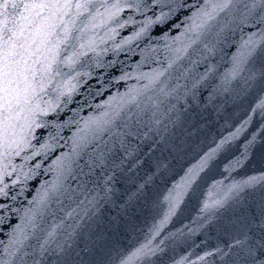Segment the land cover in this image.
I'll list each match as a JSON object with an SVG mask.
<instances>
[{"label": "snow or ice", "instance_id": "1", "mask_svg": "<svg viewBox=\"0 0 264 264\" xmlns=\"http://www.w3.org/2000/svg\"><path fill=\"white\" fill-rule=\"evenodd\" d=\"M151 2L153 5L163 4L168 11L161 10L154 20L148 17L144 26L122 44L139 39L153 24L165 25L172 15L179 18L181 10L188 9L191 14L186 16V22H172L168 26L169 31L181 26L184 31L164 45L166 55L162 61H156L158 67L136 77L137 81L145 83L130 88L127 93H119V100L109 97L103 104H97L99 114L85 118L83 126L73 132L71 151L58 155L47 169L56 174V179L46 181L37 196L28 202L31 207L24 211L21 223L12 229L9 243L0 242V264H96L94 256L99 252L108 228L118 226L119 220L129 214V205L135 195L130 194L127 201L118 203V198L114 199L112 183L115 175L110 172L97 175L96 170L108 168L109 158L110 167L116 171H121V166L129 158H133L129 171L137 167L142 162L137 155L139 146L132 148L131 142L150 139L149 133L152 132L157 139L149 146V152L161 144L178 147L180 133L177 129L183 124L179 116L173 115L177 109L172 101L184 104L181 97L190 96L191 105L184 107L183 112H191L192 120L201 115L192 107L196 105V89L208 79L213 66L209 64L205 73L194 79L190 87L187 81L196 65L206 63L218 51L235 47L220 87L214 89L215 94H208L210 101L219 96L230 97L237 90L245 95L255 92L259 94V101L251 112L259 110L264 115V0H202L199 5H191L188 0ZM93 3L94 0H0V197L8 196L9 184L4 182L5 177L17 171L11 165L12 157L34 148L32 140L36 129L46 128L50 123L56 126L54 119L45 121L40 117L63 111L60 97L66 96L67 102L72 100L77 84H71L65 92L61 90L65 85L58 82L53 88L58 93L56 101H45L44 107H41L40 93L46 92V83L51 85L56 77L65 75L62 68L71 69L76 63L75 58L81 55L74 47V41L79 37L73 35V30L83 32L84 28H76V19H71L68 23L72 27H68L63 17L74 15L79 18L87 13L88 18L95 19L90 11ZM104 7L108 18L120 28L129 22L121 23L118 19L125 8L149 10L143 0H116L110 5L105 2ZM72 9H75L74 14L70 11ZM53 18L61 19V24L50 23ZM56 28L60 29L58 39L55 45H51L46 37L51 36ZM42 44L51 53V59L47 55L38 58ZM61 44L72 48V54L61 56L64 51ZM120 48V44L116 45V50ZM128 78V74L119 77L120 80ZM188 118L185 115V119ZM73 122L80 123L73 120L59 127ZM241 130L237 127L235 132L221 138L215 147L187 169L181 182L164 196L162 219L154 224L145 242L121 257L118 264H147L153 257L164 253L168 237L156 244L153 241L178 215L185 196L201 173L210 167L215 155ZM247 143L253 146V154L264 151V142L256 143L255 135ZM53 147L45 141L39 150L32 151L31 156H38L40 151H50ZM89 148L91 154L81 165L78 161ZM31 156L24 158L30 159ZM235 163L240 165L242 161ZM9 166H12L11 172ZM40 166L38 163L35 167ZM23 176L31 179L28 172ZM16 183V180L12 181L13 185ZM219 183L223 184V181ZM262 184L264 175L251 176L227 186L214 197L209 194L199 209L200 227L211 228L214 223H220L224 239L195 260L182 258L176 264H207L209 257L219 264H264V189L260 191L259 201L255 200L257 186ZM145 187V184L139 185L137 192ZM110 203L118 209L117 216L111 219L102 211ZM7 207L6 203H0V209L6 210ZM0 223H3L2 218ZM33 240L34 244L31 243Z\"/></svg>", "mask_w": 264, "mask_h": 264}, {"label": "water", "instance_id": "2", "mask_svg": "<svg viewBox=\"0 0 264 264\" xmlns=\"http://www.w3.org/2000/svg\"><path fill=\"white\" fill-rule=\"evenodd\" d=\"M105 2L110 5L116 0H94L90 11L95 19L88 18L87 13L79 18L74 15L63 17V22L68 24V27H72L68 22L71 19H76V28H84L83 32L73 30V35L79 37L74 41V47L81 55L75 58L76 63L71 69L62 68L65 75L56 77L51 85L45 84L46 92L40 93L41 107L45 106L43 103L45 101H56L58 93L53 88L58 82L65 85L61 89L65 92L69 90L71 84H77V88L72 93L71 102H67L66 96L60 97L63 102L61 104L63 111L57 110L55 113H49L48 116L40 117L45 121L54 119L56 126L50 123L46 128L36 129L35 138L32 140L34 148L26 149L21 152L20 156L12 157L11 165L15 166L17 171L13 172L11 176L5 177L4 182L9 184L8 196L0 197V203H6L8 206L6 210L0 209V218L3 219V223H0V242L3 244L9 243L12 229L21 223L24 211L31 207L28 202L37 196L46 181L51 182L56 179V174L47 171V169L58 155L71 151L70 138L77 127L83 126L85 118L99 114L100 110L95 107L97 104H103L109 97H116L119 100V93H127L130 88L139 87L140 84L145 83L146 81H137L136 77L158 67L156 61L158 59L162 61L166 55L164 45L170 43L172 38L180 36L184 31L183 26L170 31L168 26L172 22H186V16L191 14L188 9L181 10L178 14L179 18L177 15H172L165 25L153 24L139 39L122 44L123 40L133 36L144 26L148 17L154 20L161 10L167 12L168 8L163 4L153 5L151 0H143V4L149 5V10L135 11L125 8L119 13L118 19L121 23L129 22L125 24V27L120 28L108 18L104 7ZM188 2L191 5H199L202 0H188ZM70 11L75 13V9ZM61 22V19L53 18L50 23L60 25ZM85 24H87L86 28ZM59 32L60 29L56 28L51 36L46 37L51 41V45H55ZM81 44L84 45L83 48L80 47ZM118 44L121 45L120 50H116ZM60 48L64 49L61 56L72 54V48H65L63 44L60 45ZM152 49H158V51L153 52ZM55 50L53 47L52 51ZM45 55L51 59V53L46 51L45 45L42 44L38 58L43 59ZM209 64H213V56L209 57L206 63L194 67L192 76L187 81L189 87L194 79H198L205 73ZM77 73L81 75L77 77ZM124 74H128L129 78L120 80L119 77ZM210 92H212V72L208 74V79L196 89V105L192 107H195L201 114L196 120L190 118L191 112L187 114L183 112L184 107L191 105L190 96L181 97L184 104L181 101H172L176 104L177 109L173 115L179 116L183 124L182 128L177 129L180 133L178 147L173 148L170 144H161L159 147H153V150L149 152V146L153 145V141L157 139L155 132H152L149 133L150 139H137L131 142L132 148L139 146L137 155L142 162L137 167L129 171L133 162V158H129L121 166L122 170L116 171L110 167L111 158H109L108 168L96 170L97 175L103 172L115 175L112 183L115 192L114 199L118 198V203L122 204L128 200L130 194H135L129 205L131 209L129 214L119 220L118 226L114 225L108 228L107 234L103 238V244L94 256L96 264H118L121 257L145 242L154 224L162 219L165 208L164 196L168 195L169 191L181 182V177L184 176L187 169L209 150L211 101L208 94ZM185 115L189 118L185 119ZM73 120L79 121V125L73 122L68 123L66 127H59V125ZM52 137L55 139L53 140ZM45 141L54 145L52 150H43L40 151V155L31 156L32 151L39 150L40 144ZM90 154L91 148L86 150L78 162L83 165ZM27 156H31V158L25 159L24 157ZM38 163L41 166L37 169L35 166ZM30 169L31 172H29ZM84 170L87 171L86 168ZM8 171H12V166H9ZM24 172H28L31 179H25ZM18 173L20 174L19 179ZM14 180L17 183L13 185L12 181ZM206 182L207 169L201 173L196 184L185 196L178 215L168 222L161 236L153 241L156 244L160 239L168 237L165 240L164 253L153 257L147 264H176L182 258L191 261L200 255L202 228L200 227L199 209L205 200ZM141 184H145L146 187L137 192V188ZM13 196H15L14 200ZM102 211L109 219L117 216L118 213L116 205L111 203L107 209ZM189 229L192 231L189 232ZM31 243L34 244L35 241H31Z\"/></svg>", "mask_w": 264, "mask_h": 264}]
</instances>
